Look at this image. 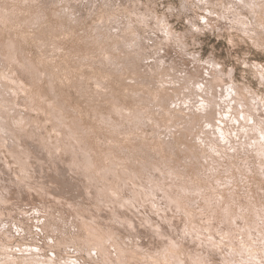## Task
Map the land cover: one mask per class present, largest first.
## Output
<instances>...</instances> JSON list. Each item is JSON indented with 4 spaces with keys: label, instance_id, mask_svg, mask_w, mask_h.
<instances>
[{
    "label": "rangeland",
    "instance_id": "374dc122",
    "mask_svg": "<svg viewBox=\"0 0 264 264\" xmlns=\"http://www.w3.org/2000/svg\"><path fill=\"white\" fill-rule=\"evenodd\" d=\"M0 110V264H264V0H0Z\"/></svg>",
    "mask_w": 264,
    "mask_h": 264
},
{
    "label": "bare ground",
    "instance_id": "6f19581e",
    "mask_svg": "<svg viewBox=\"0 0 264 264\" xmlns=\"http://www.w3.org/2000/svg\"><path fill=\"white\" fill-rule=\"evenodd\" d=\"M31 80V79H30ZM25 88V87H24ZM4 92V91H3ZM9 95V94H8ZM18 96V95H17ZM15 97V96H14ZM38 97V96H37ZM29 98V97H28ZM26 99V98H25ZM3 103V102H2ZM17 104V103H16ZM5 105V104H4ZM4 107V106H3ZM11 109V108H10ZM28 109V108H27ZM1 111V110H0ZM4 112V111H3ZM6 112V111H5ZM14 112V111H13ZM21 170V169H20ZM30 171V170H29ZM28 178V177H27Z\"/></svg>",
    "mask_w": 264,
    "mask_h": 264
}]
</instances>
